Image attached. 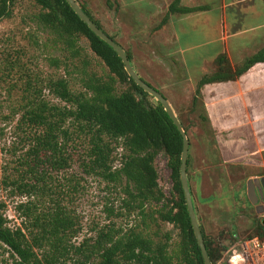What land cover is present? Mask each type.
I'll return each mask as SVG.
<instances>
[{
	"label": "trees",
	"instance_id": "obj_1",
	"mask_svg": "<svg viewBox=\"0 0 264 264\" xmlns=\"http://www.w3.org/2000/svg\"><path fill=\"white\" fill-rule=\"evenodd\" d=\"M18 1L0 0V21L12 16ZM33 1L40 7L34 16L37 27L52 37L54 45L68 53V62L77 59L82 66L74 70L78 74H71L72 79L64 73L41 78L44 80L30 78L26 83L28 94L21 106L18 125L43 129L34 135L30 171L34 176L40 174L37 163L56 170L67 167L71 156H64L61 139L68 142L85 136L89 144L87 165L90 172L121 185L124 195L122 209L128 217L137 216L140 221L134 220L135 223L127 228L108 226L77 245L70 243L74 220L65 208L58 205L52 210H39L31 200L21 202L18 209L23 213L24 229L18 227L14 230L8 226L4 214L6 204L0 201V242L17 256V264H205L181 183L183 136L179 129L163 105L157 100L153 102L155 98L129 76L118 53L81 20L67 0ZM179 4L180 0L170 4L160 27L173 13L203 9ZM80 6L102 28L89 10L82 4ZM82 36L106 67L103 75L91 71L90 61L82 54L78 43ZM125 52L132 63L133 55ZM49 59L50 64L61 68L60 58L52 56ZM263 61L264 49L236 68L225 54L220 55L215 61V73L202 78L197 93L206 83L236 79ZM75 77H78V89L71 84ZM119 85L126 87L120 89ZM44 87L65 105L45 100L42 96ZM196 104L197 98L193 105ZM177 116L188 135L189 128ZM67 123L69 126L65 127ZM119 148L121 153L117 152ZM160 153L167 157L172 189L177 194V197L172 194L171 199L159 184L155 162ZM189 163L190 155L188 173ZM13 183L22 195H35L39 190L36 183L23 180ZM160 222L180 229L179 244L173 246L170 237L158 238L152 224ZM253 231L251 236L264 240V219L256 223ZM202 232L210 260L212 264H218L228 247L221 245L215 237L207 236L203 229Z\"/></svg>",
	"mask_w": 264,
	"mask_h": 264
},
{
	"label": "rangeland",
	"instance_id": "obj_2",
	"mask_svg": "<svg viewBox=\"0 0 264 264\" xmlns=\"http://www.w3.org/2000/svg\"><path fill=\"white\" fill-rule=\"evenodd\" d=\"M78 1L99 21L104 31L114 36L122 48L133 55L132 65L135 70L166 96L176 114L189 128L191 157L188 174L196 215L204 233L228 247L218 264H238L241 258L235 262L234 259L236 256L243 257L241 245L248 241L252 256L245 264H264V247L254 246L252 240L258 237L251 236L256 223L264 219V211H257L260 205L251 202L248 186L246 194L239 192L234 197L232 194L238 192L241 186L239 182L228 181V169L219 156H205L206 137L209 133L199 119L201 109L191 111L190 91L184 89L178 68V15H170L173 24L167 27L169 30H163L165 33H159L161 29L155 27L161 22V16L152 19L154 14L148 17L145 14L139 15L142 7L132 3V0ZM39 10L40 7L33 0H19L13 8L12 16L0 21V201L6 204L4 214L8 226L14 230L18 227L24 229L23 213L18 209L21 202L31 200L39 210H52L58 205L65 208L74 220L70 243L79 245L85 238L96 236L108 226L127 228L135 223L134 220L140 219L137 216L128 217L122 209L124 195L121 185L105 181L90 172L87 165L89 144L85 136L68 142L61 139L64 156H71L67 167L56 170L47 164L43 167L37 163L36 168L40 174L34 176L30 171L34 135L43 129L18 125L21 106L26 102L24 97L28 94L26 83L30 78L34 81L37 77L44 80L41 78L61 76L64 73L72 79L78 74L74 70L82 66L77 59L68 62V53L54 45L52 37L37 27L34 16ZM78 43L82 54L90 61L91 71L103 75L107 71L106 67L92 52L88 40L82 36ZM52 56L61 59V68L57 69L50 64L49 58ZM75 78L76 82L72 81L71 84L78 89V77ZM122 86L126 87L121 85L120 89ZM42 96L52 104L65 105L46 87L43 88ZM156 100L153 99V102ZM68 126L69 123L65 127ZM199 151L205 156L200 162L196 157ZM117 152L121 153L122 149L119 148ZM200 163L206 165L213 180L202 182L203 185L199 181L196 187L192 172ZM155 165L159 172V184L167 198L171 199L176 192L172 189L171 171L164 153L157 156ZM22 180L38 184L39 190L35 195L20 194L13 182ZM203 189H207L206 194L202 193ZM152 229L159 239L170 237L173 246L177 242L179 244L181 231L176 226L160 222L153 223ZM258 240L264 243V240ZM0 264H17V256L1 242Z\"/></svg>",
	"mask_w": 264,
	"mask_h": 264
},
{
	"label": "crops",
	"instance_id": "obj_3",
	"mask_svg": "<svg viewBox=\"0 0 264 264\" xmlns=\"http://www.w3.org/2000/svg\"><path fill=\"white\" fill-rule=\"evenodd\" d=\"M166 1L132 0V3L141 5L139 15L154 14L152 19L161 16L162 22L173 2ZM179 5L203 8L174 14L178 15L181 82L190 91L191 111L201 109L199 119L209 133L205 156H219L228 169V181L239 182L241 186L232 194L234 197L239 192L246 194L250 180L264 178V61L236 79L206 83L199 93L197 90L202 78L215 73V61L220 55L225 54L236 68L264 49V0H180ZM161 22L155 27L161 29L159 33L173 24L170 17L160 27ZM205 156L196 152L198 162ZM206 165L209 167L208 162ZM206 165L200 163L192 172L196 187L199 181L213 180ZM202 193L206 194L207 189ZM258 205L264 207V201ZM237 263L245 264L241 259Z\"/></svg>",
	"mask_w": 264,
	"mask_h": 264
},
{
	"label": "water",
	"instance_id": "obj_4",
	"mask_svg": "<svg viewBox=\"0 0 264 264\" xmlns=\"http://www.w3.org/2000/svg\"><path fill=\"white\" fill-rule=\"evenodd\" d=\"M67 2L70 4L73 10L79 15L81 20L85 22L88 25V27L96 35H98L101 39L106 41L118 53V55L120 56V58L122 59L125 65V69L127 73L129 74V76L140 87H142L145 91L151 94L155 99H157V101H159L163 105V107L169 114L170 118L173 120L174 124L177 126L180 133L182 134L183 136V151H182V157H181L182 188L184 191L192 227H193L196 239L198 241V244L200 246L205 264H212L210 257L208 255L203 232H202L201 226L199 224V221L196 215L192 193H191V189L189 185L188 156H189V151H190V140L184 128L182 127L174 108L172 107L170 101L166 98V96L162 92L157 90L154 86L150 85L140 76V74L133 67L125 50L84 12V10L82 9V7L80 6L77 0H67ZM248 196L253 204H258L259 199L261 197L264 198V178H261L260 180H250L248 182ZM257 209H258L257 211H264L263 206H258Z\"/></svg>",
	"mask_w": 264,
	"mask_h": 264
},
{
	"label": "built area",
	"instance_id": "obj_5",
	"mask_svg": "<svg viewBox=\"0 0 264 264\" xmlns=\"http://www.w3.org/2000/svg\"><path fill=\"white\" fill-rule=\"evenodd\" d=\"M248 243H250V241L245 242L244 244L241 245V248H242L243 251H244V255H243V257H240V258H241V260H243L244 262H246L247 259H249V258L252 256L251 251H250V248H249V246H248ZM252 244H253L254 246H257V247L260 246V245H262V246L264 247V243L261 244V243L259 242L258 238L253 239V240H252Z\"/></svg>",
	"mask_w": 264,
	"mask_h": 264
},
{
	"label": "flooded vegetation",
	"instance_id": "obj_6",
	"mask_svg": "<svg viewBox=\"0 0 264 264\" xmlns=\"http://www.w3.org/2000/svg\"><path fill=\"white\" fill-rule=\"evenodd\" d=\"M261 201H264V198L261 197V198L259 199V203H260ZM259 203H258V204H259Z\"/></svg>",
	"mask_w": 264,
	"mask_h": 264
},
{
	"label": "bare ground",
	"instance_id": "obj_7",
	"mask_svg": "<svg viewBox=\"0 0 264 264\" xmlns=\"http://www.w3.org/2000/svg\"><path fill=\"white\" fill-rule=\"evenodd\" d=\"M236 258H238V259H239L240 257H239V256H236Z\"/></svg>",
	"mask_w": 264,
	"mask_h": 264
}]
</instances>
